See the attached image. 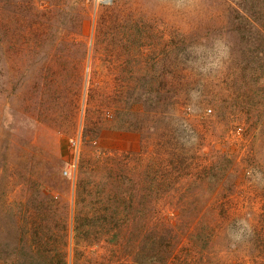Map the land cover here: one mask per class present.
<instances>
[{"label": "rangeland", "instance_id": "1", "mask_svg": "<svg viewBox=\"0 0 264 264\" xmlns=\"http://www.w3.org/2000/svg\"><path fill=\"white\" fill-rule=\"evenodd\" d=\"M263 23L264 0H0V264H264Z\"/></svg>", "mask_w": 264, "mask_h": 264}, {"label": "clouds", "instance_id": "2", "mask_svg": "<svg viewBox=\"0 0 264 264\" xmlns=\"http://www.w3.org/2000/svg\"><path fill=\"white\" fill-rule=\"evenodd\" d=\"M194 2L195 0H177L178 6L183 5L185 3L192 4ZM213 46L218 53L216 60L210 65L205 64L203 67L199 69L200 71H206L208 70V68H220L223 66V62L228 58L229 47L223 37L217 36L213 42ZM193 49L195 50V53H199L201 51V47L199 45H193L192 48L189 49V51H193ZM246 229L250 231V228L247 225V223L241 221L239 222L237 227L230 228L228 230V239L232 242L233 247H235L236 244L244 240Z\"/></svg>", "mask_w": 264, "mask_h": 264}, {"label": "trees", "instance_id": "3", "mask_svg": "<svg viewBox=\"0 0 264 264\" xmlns=\"http://www.w3.org/2000/svg\"><path fill=\"white\" fill-rule=\"evenodd\" d=\"M262 27L264 28V23H263Z\"/></svg>", "mask_w": 264, "mask_h": 264}]
</instances>
